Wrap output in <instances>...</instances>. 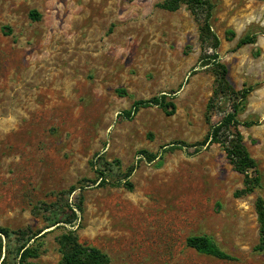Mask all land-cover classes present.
<instances>
[{
	"label": "rangeland",
	"instance_id": "obj_1",
	"mask_svg": "<svg viewBox=\"0 0 264 264\" xmlns=\"http://www.w3.org/2000/svg\"><path fill=\"white\" fill-rule=\"evenodd\" d=\"M163 1L0 0V228L14 233L1 261L5 246L15 264L28 234L45 233L29 263L58 264V239L74 231L112 264H264V0H212L231 84L259 85L238 116L257 125L238 129L261 183L242 197L244 176L223 148L202 145L231 110L221 98L207 108L214 52L187 6L169 12ZM247 34L256 43L237 48ZM163 95L174 114L123 115ZM195 235L233 259L188 247Z\"/></svg>",
	"mask_w": 264,
	"mask_h": 264
},
{
	"label": "trees",
	"instance_id": "obj_2",
	"mask_svg": "<svg viewBox=\"0 0 264 264\" xmlns=\"http://www.w3.org/2000/svg\"><path fill=\"white\" fill-rule=\"evenodd\" d=\"M186 5L196 22L200 24V40L202 44L208 48H211L214 52L215 75L217 78V85L213 94V97L207 106L208 111H211L216 99H227L231 102V110L228 112L221 122L216 125H212L210 131L206 137L205 142L202 144H219L226 153L227 159L233 166V169L244 176V188L237 192L236 197H242L249 195L259 187L261 183L260 171L255 159L250 155L247 147L244 144V138L239 131V126L252 127L257 125L254 121L240 122L238 119L239 114L244 110L248 97L252 92L258 88L257 85L244 87L241 90H236L231 84L228 78V69L224 64L219 62V56L217 49L219 47V39L213 33L211 27V20L215 11V4L212 0H164L158 5L159 8L175 12ZM31 16L37 20L40 16L38 13H31ZM234 32L229 31L227 33V40H232ZM257 41V34L245 35L237 45V48H241L245 45L255 44ZM167 96L155 97L150 100H140L134 102L131 110L125 111L123 115L126 118L131 119L139 110L144 108H150L159 106L165 109L169 115L174 114L175 104L172 101H166ZM102 177L105 176L103 172L100 173ZM106 183V181H103ZM121 183H117L114 186H120ZM125 186L129 190L133 189L131 183H127ZM256 212L259 223L260 240L257 249L264 251V199L258 197L256 201ZM67 223H72L67 220ZM13 232L7 229L0 228V264H7L11 257V252L8 247L5 246L6 258L1 261L2 254L4 252V245L2 238L9 239ZM45 234V233H44ZM41 233H30L26 242L16 249L15 264H30V259H37L40 256L39 248L30 244L31 240L36 242L39 238L43 237ZM60 252L62 258L58 264H112V260L107 253L100 248L94 246H88L82 244L74 231L63 234L58 239ZM187 246L195 249L197 252L213 256L221 260H232L228 254L223 252L216 242L207 235H195L187 239Z\"/></svg>",
	"mask_w": 264,
	"mask_h": 264
}]
</instances>
